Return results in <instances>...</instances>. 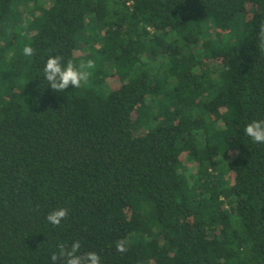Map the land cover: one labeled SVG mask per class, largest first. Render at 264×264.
Here are the masks:
<instances>
[{
    "label": "trees",
    "instance_id": "obj_1",
    "mask_svg": "<svg viewBox=\"0 0 264 264\" xmlns=\"http://www.w3.org/2000/svg\"><path fill=\"white\" fill-rule=\"evenodd\" d=\"M261 25L264 0H0V264H264ZM50 55L96 68L54 92Z\"/></svg>",
    "mask_w": 264,
    "mask_h": 264
},
{
    "label": "clouds",
    "instance_id": "obj_2",
    "mask_svg": "<svg viewBox=\"0 0 264 264\" xmlns=\"http://www.w3.org/2000/svg\"><path fill=\"white\" fill-rule=\"evenodd\" d=\"M258 48L264 52V25L260 26L258 33ZM22 54L25 57H32L35 49L30 45L24 46ZM96 62L93 59L81 61L76 64L69 59L66 63L59 55H50L43 67L44 79L54 92H64L69 87L79 89L86 85L93 75ZM245 134L251 138L253 143L264 144V120H253L244 128ZM67 208H58L51 211L46 219L53 226H59L68 216ZM81 244L77 240L70 247L60 244L58 252L51 255L52 264H101V258L96 252L80 253ZM115 249L118 253L124 254L129 250V241L122 238L116 242Z\"/></svg>",
    "mask_w": 264,
    "mask_h": 264
},
{
    "label": "rangeland",
    "instance_id": "obj_3",
    "mask_svg": "<svg viewBox=\"0 0 264 264\" xmlns=\"http://www.w3.org/2000/svg\"><path fill=\"white\" fill-rule=\"evenodd\" d=\"M17 5V4H16ZM16 7V6H15ZM17 8V7H16ZM22 11L23 10H20V13H22ZM79 36H80V38L83 40L84 39V37L86 36V33H85V31H82L81 33H79ZM209 66H211L210 65V63H207ZM141 125H139L138 127L140 128V130L139 131H142V129H141V127H140Z\"/></svg>",
    "mask_w": 264,
    "mask_h": 264
}]
</instances>
